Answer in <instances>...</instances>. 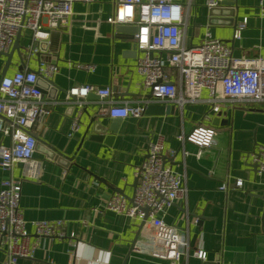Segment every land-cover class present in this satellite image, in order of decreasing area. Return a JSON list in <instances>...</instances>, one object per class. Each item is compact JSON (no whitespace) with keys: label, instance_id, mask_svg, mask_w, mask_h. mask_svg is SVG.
<instances>
[{"label":"crops","instance_id":"1","mask_svg":"<svg viewBox=\"0 0 264 264\" xmlns=\"http://www.w3.org/2000/svg\"><path fill=\"white\" fill-rule=\"evenodd\" d=\"M185 4L187 45L198 44L209 29L229 45L232 56L264 57V15L257 0L235 1V24L223 16L208 21L205 0H185ZM113 9L114 0L74 2L68 26L50 29L42 20L49 32L43 40L35 41L31 30L22 29L20 53L13 54L6 69L5 76L36 71L42 63L57 67L51 85L40 82L51 110L34 125V157L41 162L38 176L23 178L20 163L8 171L0 169V181L21 180L19 204L29 244L36 243L34 256L20 258L18 264H166L150 255L152 244L140 234L139 219L105 207L114 193L130 201L135 168L156 134L162 136L164 163L182 176L186 188L185 196L162 216L188 239L181 264H264V172L258 174L250 162L251 154L264 146V102L224 104L215 125L218 112L211 111L206 90L199 101L174 104L168 115L144 113L124 119L109 117L107 104L97 94L90 93L81 105L67 98V89L80 84L109 86L114 100L134 101L147 95L136 70L139 54L132 33L117 32L111 22ZM243 18L246 26L233 38L235 25ZM32 45L37 51L31 54ZM4 63L0 56V78ZM76 64H92L94 69ZM94 117L114 130L94 133L89 125ZM73 119L78 128L70 133ZM198 125L215 130L209 147L177 140ZM9 143L0 134V150ZM235 180H241L240 187L234 186ZM223 183L229 185L227 190L219 189ZM34 220H61L64 235L39 238ZM197 249L206 252L205 260L192 255ZM0 264H5L1 250Z\"/></svg>","mask_w":264,"mask_h":264},{"label":"built area","instance_id":"2","mask_svg":"<svg viewBox=\"0 0 264 264\" xmlns=\"http://www.w3.org/2000/svg\"><path fill=\"white\" fill-rule=\"evenodd\" d=\"M92 1L0 0V54L11 49L19 30L29 29L35 41L43 40L49 32L43 29L42 20L50 29L68 26L72 4ZM222 1L205 0V6L214 8ZM257 1L259 12L264 15V0ZM187 12L185 0H114L111 22L137 26V31L132 34L134 48L139 54L136 70L142 76L143 92L150 96L142 94L134 101L114 100L109 86L80 84L67 89V98L73 97L81 105L90 93L97 94L107 104V115L120 119L139 118L152 103L183 105L199 101L203 90L207 92L206 100L214 113L227 103L264 102V57L232 56L229 45L213 37L209 29H205L198 44L187 45ZM246 23L247 19L243 18L235 25L233 38L239 37ZM36 51V47L29 50L31 54ZM76 66L94 69L92 64ZM56 70L54 64L42 63L36 71L18 70L0 80V134L10 140L9 145L0 150L1 170L8 171L20 163L23 178L38 176L41 162L34 157L37 143L34 125L51 110L46 105L39 81L41 77V80L50 79ZM77 128L78 122L73 119L70 133ZM214 132L212 127L198 125L190 132L178 135L177 140L209 147ZM163 149L162 136L156 134L148 143L145 158L135 168L136 184L131 201L114 193L105 207L140 220L139 232L151 241L153 258L166 264H181L187 253L188 239L162 216L167 207L185 196L186 188L182 176L164 163ZM250 162L256 166L258 174L264 172V146L251 154ZM241 184V180L234 181L235 187ZM228 188L226 183L219 186L221 190ZM20 193V179L0 181V250L5 254V264H18L20 258L33 257L36 250V243L29 244L27 221L19 204ZM32 224L39 238L64 235L61 220H34ZM192 255L206 259L202 249L194 250Z\"/></svg>","mask_w":264,"mask_h":264},{"label":"water","instance_id":"3","mask_svg":"<svg viewBox=\"0 0 264 264\" xmlns=\"http://www.w3.org/2000/svg\"><path fill=\"white\" fill-rule=\"evenodd\" d=\"M235 10H236V5H235V1H230V0H224L222 1L219 6L214 7V8H209L207 9V17H208V21L212 22L215 18H223L226 17L227 22H230L231 24H235L236 23V16H235ZM222 11H224V13H222ZM223 16V17H221ZM116 30L117 32H123V31H129L130 33L134 34L137 31V26L134 24H116ZM20 33L21 30L18 31L15 39H14V43L11 47V49L6 52V53H1L0 56H3L5 58V63L1 72V78L5 76V72L6 69L8 68V66L11 64L12 62V56L13 54L16 52L17 54L20 53V44H19V38H20ZM35 47V45H32L31 48ZM136 50V49H135ZM137 52V51H136ZM138 53V52H137ZM42 77L40 78L39 84L40 82H45L46 84L51 85L52 81H50V79H43L41 80ZM147 96H150L149 94H147ZM73 98V97H71ZM175 105L172 103H167V104H163V103H152L146 106L145 108V114H170L173 112ZM222 113L218 112L217 115L214 117L213 119V124H218L220 119V115ZM91 128L93 130L94 133H100V135H102L103 133H105L107 130H111L113 131L114 129L112 127H108L106 128L103 124H101L99 121L95 120V117L92 118L90 124ZM253 167L255 168L256 166L253 164ZM132 198H130L131 201ZM136 240V237H135ZM135 240H133L132 242V247L135 246Z\"/></svg>","mask_w":264,"mask_h":264}]
</instances>
